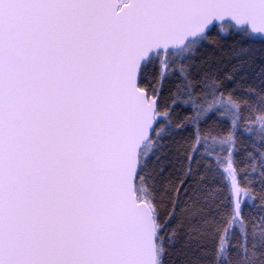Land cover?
<instances>
[{
    "label": "snow or ice",
    "instance_id": "snow-or-ice-1",
    "mask_svg": "<svg viewBox=\"0 0 264 264\" xmlns=\"http://www.w3.org/2000/svg\"><path fill=\"white\" fill-rule=\"evenodd\" d=\"M0 264H264V0H0Z\"/></svg>",
    "mask_w": 264,
    "mask_h": 264
}]
</instances>
